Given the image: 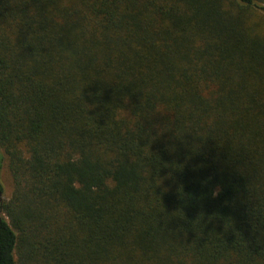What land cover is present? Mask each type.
I'll return each mask as SVG.
<instances>
[{"label":"trees","instance_id":"1","mask_svg":"<svg viewBox=\"0 0 264 264\" xmlns=\"http://www.w3.org/2000/svg\"><path fill=\"white\" fill-rule=\"evenodd\" d=\"M0 148V264H264V0H0Z\"/></svg>","mask_w":264,"mask_h":264},{"label":"rangeland","instance_id":"2","mask_svg":"<svg viewBox=\"0 0 264 264\" xmlns=\"http://www.w3.org/2000/svg\"><path fill=\"white\" fill-rule=\"evenodd\" d=\"M0 183L2 185V191L0 193V206L3 201L8 199L12 192V179L8 169L7 159L3 150L0 148ZM3 214L0 210V216Z\"/></svg>","mask_w":264,"mask_h":264}]
</instances>
